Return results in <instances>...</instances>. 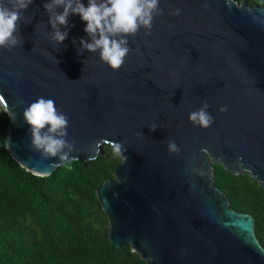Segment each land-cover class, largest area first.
<instances>
[{"label": "water", "instance_id": "obj_1", "mask_svg": "<svg viewBox=\"0 0 264 264\" xmlns=\"http://www.w3.org/2000/svg\"><path fill=\"white\" fill-rule=\"evenodd\" d=\"M46 2L33 0L17 21L20 42L0 48L12 158L48 176L118 142L114 179L95 190L112 244L146 264H264L254 218L230 207L213 170L247 172L264 187V0H159L150 35L128 37L116 70L81 46L90 37L78 15L68 16L65 40L52 41ZM38 97L69 118L66 161L31 148L22 113ZM204 103L207 128L188 119Z\"/></svg>", "mask_w": 264, "mask_h": 264}, {"label": "trees", "instance_id": "obj_2", "mask_svg": "<svg viewBox=\"0 0 264 264\" xmlns=\"http://www.w3.org/2000/svg\"><path fill=\"white\" fill-rule=\"evenodd\" d=\"M8 122L0 106V264H146L129 246L110 242L95 195L99 185L114 179L120 155L104 144L95 159L35 175L6 149ZM213 170L230 207L254 218L264 248V187L247 172L234 175L221 164H213Z\"/></svg>", "mask_w": 264, "mask_h": 264}, {"label": "clouds", "instance_id": "obj_3", "mask_svg": "<svg viewBox=\"0 0 264 264\" xmlns=\"http://www.w3.org/2000/svg\"><path fill=\"white\" fill-rule=\"evenodd\" d=\"M33 0H0V48H14L20 42L17 33V21ZM159 0H47L43 4L49 13L53 31L50 39L61 43L67 37L68 16L78 15L84 22L83 31L89 40L80 39V44L89 52L98 54L100 61L113 70L118 69L130 51L128 37L135 35L141 28L150 35L154 14H159ZM62 9V11H57ZM179 9L173 15L179 14ZM61 26L65 30L61 31ZM207 103L189 113L188 119L195 125L207 128L213 123V117L207 111ZM225 109L221 107L220 111ZM23 120L28 126L32 150L44 158L58 157L61 161L69 158L73 143L68 136L69 118L60 112L55 101L38 97L23 109ZM153 125L150 130L154 131ZM121 145L114 143L117 154ZM169 151L179 150L174 141L168 144Z\"/></svg>", "mask_w": 264, "mask_h": 264}]
</instances>
